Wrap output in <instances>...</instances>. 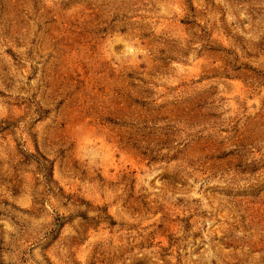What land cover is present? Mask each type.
Returning a JSON list of instances; mask_svg holds the SVG:
<instances>
[{
	"label": "rangeland",
	"instance_id": "1",
	"mask_svg": "<svg viewBox=\"0 0 264 264\" xmlns=\"http://www.w3.org/2000/svg\"><path fill=\"white\" fill-rule=\"evenodd\" d=\"M0 264H264V0H0Z\"/></svg>",
	"mask_w": 264,
	"mask_h": 264
}]
</instances>
